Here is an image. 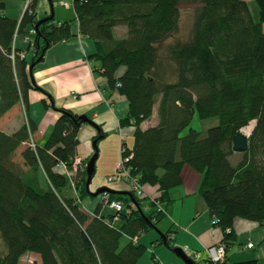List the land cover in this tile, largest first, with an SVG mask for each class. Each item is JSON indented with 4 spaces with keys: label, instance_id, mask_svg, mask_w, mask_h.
Here are the masks:
<instances>
[{
    "label": "trees",
    "instance_id": "16d2710c",
    "mask_svg": "<svg viewBox=\"0 0 264 264\" xmlns=\"http://www.w3.org/2000/svg\"><path fill=\"white\" fill-rule=\"evenodd\" d=\"M8 1L17 0H0V118L19 103L27 107L28 92L38 89L32 71L47 48L71 37L68 23L53 20L35 30V3L20 19L7 17ZM254 1L258 21L245 0H74L79 33L94 42L108 89L128 103L119 123L134 129V140L131 148L121 140L120 158L128 157L130 175L157 194L151 201L130 190L132 202L110 193L123 206L116 222L114 213L100 216V201L93 215L86 213L80 203L90 197L85 169L71 178L56 170L64 164L72 171L78 131L86 125L70 110L56 109L59 118L35 150L31 124L0 131V264H18L26 252L37 254L40 264H137L145 253L138 238L169 216V192L182 183L184 167L200 175L198 193L227 250L235 219L264 228V0ZM184 10L192 17L180 37ZM117 27L125 29L122 37L115 36ZM30 30L28 64L13 40ZM153 115L156 125L142 129ZM210 119L217 124L206 130L193 124ZM251 122L248 150L237 155L232 138ZM104 136L99 129L94 140ZM39 169L46 188L38 184ZM123 237L128 242L120 247ZM225 264L257 260L227 256Z\"/></svg>",
    "mask_w": 264,
    "mask_h": 264
},
{
    "label": "crops",
    "instance_id": "0c3cea01",
    "mask_svg": "<svg viewBox=\"0 0 264 264\" xmlns=\"http://www.w3.org/2000/svg\"><path fill=\"white\" fill-rule=\"evenodd\" d=\"M61 1L68 3L69 7L61 6ZM245 1L248 4L253 0ZM22 12V0L5 3L3 14L7 17L18 20L21 18ZM35 15L37 20L52 17L53 23L58 26L68 23L71 37L47 48L42 61L32 71L33 81L38 89L28 92L26 108L22 103H19L0 118V131L12 134L23 125L31 124L35 129V142L38 146H43L50 135L52 126L60 116L56 109H67L78 116L84 115L95 123L105 133L104 138L108 134H112L117 145L121 143L122 137L126 145L127 141L134 140V129L131 126H120L119 123L120 119L127 115L128 103L116 91L108 89L107 80L101 75V64L94 59L96 54L94 42L79 33V23L74 12L73 0H38L35 2ZM124 34V28H115L116 37H122ZM33 38L30 30L28 35H17L13 43L14 48L24 53L28 64L32 57L30 41ZM124 71L123 67L119 68L115 74L116 77H120ZM156 123L157 117L153 115L141 127L146 129ZM97 134L98 131L88 124L82 126L78 131L76 158H80L85 164L94 153L92 141ZM131 147L129 146V148ZM100 152L102 153V150ZM116 164V157H113L108 169L114 170ZM56 170L64 173L61 167ZM38 181L40 187H47V180L41 169L38 170ZM200 182L199 174L189 167L183 168L182 183L169 192L170 201L166 204V212L169 217L164 218L156 226L160 232L166 235L168 247L163 245L162 239L156 231L150 230L142 234L138 238V243L145 248V253L137 264H185L173 254V249H184V253L190 258L193 252L204 254L207 247L215 245L223 239L221 229L211 224L208 209L198 193ZM101 187L118 193L130 191L129 185L124 182H107V180L105 182L94 178L89 185V191L95 192ZM146 192L151 197H156L157 193L153 188H148ZM80 203L83 210L89 215H93L97 205L100 204L99 199H93V197L84 198ZM112 214L111 209L101 205L100 216ZM233 232L234 243L239 245L237 253L244 255V258L231 260V256H228L230 245L227 250L230 261L264 259L263 256L250 253L264 239L263 227L254 222L235 219ZM127 242L128 238L123 237L120 247H123ZM248 243H252L254 248L248 249L246 247ZM250 256L252 257L250 258ZM33 263L40 264L41 261L37 254L31 252L24 253L18 261V264Z\"/></svg>",
    "mask_w": 264,
    "mask_h": 264
},
{
    "label": "built area",
    "instance_id": "2783aa9c",
    "mask_svg": "<svg viewBox=\"0 0 264 264\" xmlns=\"http://www.w3.org/2000/svg\"><path fill=\"white\" fill-rule=\"evenodd\" d=\"M22 1H23L22 16H23V14L26 11L30 12L32 5H34V3L38 0H22ZM78 1H83V0H78ZM60 5L64 6V7H69V5L67 3H64V2H60ZM31 33L33 34L34 31H31ZM16 36L17 35L15 34L14 40H15ZM14 40H13V42H14ZM19 55L21 58H24V53L20 52ZM11 57L13 58V56H11ZM122 140H124L123 137H122ZM29 141H30V147L33 150H35L36 145H35V141H34V135L31 134V132L29 133ZM128 160H129V158L125 157V156L120 158V163L118 164V166L116 168V174L108 177L107 182H115L118 180L123 181L129 185L130 190H132L136 194V196H138V197L147 196L151 199V201H153L152 200L153 197H151L150 195L147 194L144 187L138 182V180L136 178H134L130 175L129 169H127L125 167V163ZM60 167L64 170L63 174H65V176H67L69 178H71V175H73V173H75L77 170L82 171L85 169V165L83 163H81L80 158H75V160L72 164V171H68L64 164H61ZM99 201L102 205H104V206H106L112 210V212L115 214L113 217V222H116L117 221L116 215L123 212V206L115 200H110L109 193H107V192L101 193L99 195ZM156 207H157L158 211L164 212L163 208L159 205V203H156ZM167 217H169V216H167ZM215 222H216L215 220L211 221V224L214 225ZM227 233H229V231H227ZM132 242L134 244L137 243V238L134 237L132 239ZM246 247L248 249L254 248L252 243H248L246 245ZM190 259H192L194 261V263H196V264H225V262L227 260L226 242L224 240H221L217 244L207 247L204 250V254H202L201 252H193L191 254Z\"/></svg>",
    "mask_w": 264,
    "mask_h": 264
},
{
    "label": "rangeland",
    "instance_id": "374dc122",
    "mask_svg": "<svg viewBox=\"0 0 264 264\" xmlns=\"http://www.w3.org/2000/svg\"><path fill=\"white\" fill-rule=\"evenodd\" d=\"M73 2H74V0H73ZM64 3H66V2H64ZM248 6H249V10H250L252 18L255 21H258V8H257L256 2L253 0L252 2L248 3ZM189 12H191V11H185L184 10L182 15H181V32L179 33L180 37H183L184 35H186L185 33H187V31L189 30V26L191 23V17H192L191 13H189ZM193 124L196 127L200 128V130H206L207 128H209L211 126H215L217 124V121L215 119H210L207 121L195 120ZM249 125H252V129H253L254 128L253 126L255 125V123L251 122ZM249 134L247 136H249ZM116 143L117 142L114 141V136H112V134H108L105 138L98 140V142L96 144L97 150H98V157H97V160L95 162V173L92 177V180L94 178L95 180L99 179L100 181L106 182L108 176L116 174V168H117L118 164L120 163V143L118 145ZM126 143H127L128 147L132 146L133 140L127 141ZM100 150H102V153L100 152ZM113 157H116V163L117 164L114 167V170L111 171L108 168H109V165H110ZM237 159L238 158H235V160H237ZM81 163L86 165L83 162V160H81ZM71 177H72V175H71ZM37 180H38V175H37ZM115 182H120V180L115 181ZM121 182H123V181H121ZM38 183H39V181H38ZM125 184H127V183H125ZM162 224H164V222H162ZM240 247H243V246H240ZM238 249H239V245H237L236 243H233L231 245V249L228 251V256H231V260L244 258V255L237 253ZM250 253H252V254L254 253V255L256 254V255H259L261 257L262 256L264 257V242H263V240L261 243H259L255 247V250H253ZM232 256H234V257H232ZM251 257L252 256H250V258ZM257 264H264V259L258 260Z\"/></svg>",
    "mask_w": 264,
    "mask_h": 264
},
{
    "label": "water",
    "instance_id": "95a60500",
    "mask_svg": "<svg viewBox=\"0 0 264 264\" xmlns=\"http://www.w3.org/2000/svg\"><path fill=\"white\" fill-rule=\"evenodd\" d=\"M51 18L49 17V18H45V19L40 20L35 25V27H34L35 30L38 29L40 24L51 20ZM33 67H34V64L32 63L29 66L30 73H31ZM79 118H80V120L83 123L88 124V125L94 127L97 131H99L98 126L95 123H93L91 120H89L86 116L81 115V116H79ZM249 136H245L242 133V129L236 135L233 136V138H232V151H233V153L241 154V153H244V152H246L248 150V139H249ZM97 141H98L97 139L92 141V147L94 149V153L88 159V161L86 162V165H85V173H86V176H87L85 186H86V188H87V190L89 192L90 197H93V198L97 197L98 195H100L101 193H104V192H107L109 194L110 193H117V192L112 191V190H110L109 188H106V187H101V188L97 189L95 192H90L89 191V185H90L92 177H93V175L95 173V162H96L97 157H98V150H97V146H96ZM119 193L122 194V195L128 196L131 199L132 202L134 201V198L132 197V194L130 192H119ZM154 231H156L158 233V235L161 237L163 245L165 247H168L165 235L162 232H160L156 227H154ZM172 252L177 257H179L185 264H196V263H194V261L192 259H190L184 253L183 249L175 248V249L172 250Z\"/></svg>",
    "mask_w": 264,
    "mask_h": 264
},
{
    "label": "bare ground",
    "instance_id": "6f19581e",
    "mask_svg": "<svg viewBox=\"0 0 264 264\" xmlns=\"http://www.w3.org/2000/svg\"><path fill=\"white\" fill-rule=\"evenodd\" d=\"M252 131V125L246 126L242 129V133L247 136ZM250 135V134H249Z\"/></svg>",
    "mask_w": 264,
    "mask_h": 264
}]
</instances>
